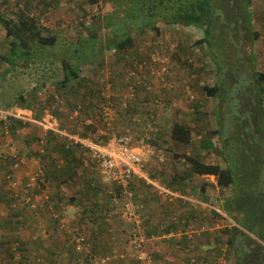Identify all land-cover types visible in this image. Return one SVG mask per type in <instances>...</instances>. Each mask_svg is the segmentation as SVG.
<instances>
[{
	"label": "rangeland",
	"instance_id": "374dc122",
	"mask_svg": "<svg viewBox=\"0 0 264 264\" xmlns=\"http://www.w3.org/2000/svg\"><path fill=\"white\" fill-rule=\"evenodd\" d=\"M59 1L60 3H58V5L55 4L51 10H47L44 3H42L47 2V0H0V13H6L14 18H17V8L19 4H22V6H25L26 3L32 5L41 4V8H44V11L43 13H39L41 11L38 10L37 13L43 16H45L46 13L48 14L50 22L45 20V25L49 27L48 30H51V34H56L59 37L57 45L50 47V49H45L43 56H41L40 53L34 55L36 60L35 64L26 65L23 61L19 60L15 69H11L6 75H2V72H6L5 70L9 66V63L6 61L9 54V43L6 38V31L0 28V110L3 111V113H0V118L9 121V117H13L27 122L24 123L25 126L22 125L20 128L16 129L14 135L7 134L5 132L7 128L4 130L3 125H1L2 123L0 124V185L7 184L6 176L12 173L14 177L18 178L20 183L24 182V185L27 183L28 177L30 179L36 172H40L41 174L44 173V162H47V160L43 157V166L40 167L42 164L37 159V150L42 149L39 146L41 143L38 142L41 129L36 125H41V120H38L37 117V114L41 115V111L44 110L45 116L43 117L46 119H48V117H46L48 112H58L57 114L60 115V117L58 116L59 118L51 112V116L53 115L57 118L58 124L56 125H58V130H60L61 126L66 127V131H70V129L74 127V130H76L74 132L77 133H82L85 129L88 131V134L85 136H93L92 138L94 139L97 138L94 136L99 134L95 133L94 127L86 128L82 123L83 120L79 118L80 116L77 119L71 118V114L76 107L79 105L81 109L86 107L87 102L84 101L81 90L74 95L66 92L67 89L63 87H60V89H43L42 83H44L45 80L50 79L52 80V84L56 85L57 82L55 80L62 78L63 58H70L68 60L73 64H79V58L82 56V64L87 76L86 78H91L93 83L100 78H105L110 83L114 80L115 85H113L111 92L112 101L116 105L117 110H119L118 114H121L122 118V114L125 113L123 100L127 89V78H131L130 80L135 81L136 84L140 81L141 84L138 83V85L141 87L145 85L144 82L147 81L149 84L151 81V74L148 70L144 72L137 71L131 76L129 75L130 71L135 69V64L140 61H149L148 59L156 46L161 47L163 50H166V53L171 57L169 82L172 87L162 88L161 85L155 87L152 91H148L152 101L146 106L145 112L143 107L140 108L139 111L125 113L127 115V117H125L127 121H129L127 118H130V121L137 120L133 127H131V125L128 126L133 134L136 135L137 144H139V141L143 137L148 140L149 137L153 135L152 133L156 135L158 142L164 139L163 135L168 136L169 132L172 131L176 118L180 116V111L175 112L176 108L180 109V105L184 116L195 119L203 118V114L200 116L196 115L197 111H194L196 108L195 103L199 101L202 105V109L204 103L207 105L206 108H208V116L206 117L207 131L215 129L218 126L219 118L217 115H214L212 109L219 101L217 99H206L203 86H213L215 82L223 78H218V76L214 74L210 75L204 72L202 78L197 80L195 77L188 74L185 68L188 69L189 67L184 66L182 63L184 60L192 61L195 66L196 64L201 66L202 63H204V61L201 60L202 52H200V49H192L194 41L200 38L201 30L192 25L184 26L180 23H169L166 21L165 15L169 18L170 14L173 12V8L164 9L155 5V3H158V0H153V2L152 0H128L123 2L108 0V2H112L115 6V12L106 15L103 12L105 6L104 0H98L96 3H94L93 0ZM145 1L149 3L145 4ZM253 2L252 10L258 8V10L264 14V0H253ZM74 3H79V6H75ZM177 9L176 7L174 11ZM259 17L257 18L260 19ZM156 26L160 28L159 33L155 30ZM263 27L261 21L256 27H253V29L254 31H259L261 36H263ZM90 30H93L96 34V38H92L91 42H87L90 40L89 38L92 37V32ZM236 35L237 38L241 40L240 46L243 49L245 47H251L250 41L252 40L248 32L243 34L236 33ZM127 36L132 38L133 44L128 46L127 49H122V51L117 50L115 52L114 48L118 44V39H123ZM252 46L254 47V44ZM260 56L262 59L261 68H264V54ZM238 70L239 69H237V71ZM233 80L236 81L237 78H230L228 81L233 82ZM228 81L227 83L229 84ZM36 84L38 87H36L35 90L33 86ZM82 84L84 88L92 87L83 82ZM94 86L102 90V87L100 89L99 82L97 86ZM142 89L143 88L140 89L136 99L138 100V105L140 104L139 106L142 104L139 101V98L143 96L141 92ZM35 92L38 95L35 108L22 109L20 104L23 102V98L27 99L29 102L32 98L30 95ZM231 92L229 91L228 93ZM61 94H64L63 96L65 98L60 97ZM55 96L58 97L56 98ZM53 97H55V102ZM93 97L101 99L99 95H94ZM223 98L224 101L227 102L225 108L233 103L234 108L236 107L235 101L233 102L230 98ZM44 103H46V105ZM42 104L45 106L43 109L41 107ZM161 109L171 112V114H165L170 118L168 126L159 125L156 121L159 119H152L154 116L151 117L150 113L154 111L157 116V111L159 114ZM206 115L207 114H205V116ZM55 121L56 120H53L51 123L55 125ZM100 121L101 123L103 122L101 118ZM155 121L157 123H155ZM8 123L9 122H6L5 126L8 125ZM130 123L133 124L132 122ZM202 126L203 123L199 122L197 129L201 130ZM42 127L44 128V126ZM107 129V133H125L121 128H116L115 130L113 128ZM202 134L203 138H206V134L208 133L203 131ZM98 137L101 139V136ZM225 137L232 145L230 136ZM194 138L198 140L199 136L194 134ZM52 139L54 141L49 145L48 149L46 148L45 155L53 159H59L57 153H59V151L62 152L66 145V141H63L64 138L57 136H52ZM215 141L219 144V139H217V137ZM144 150L147 152V148ZM176 152L193 154L191 147L187 146L177 147ZM14 155H20V159L17 161L19 162L18 165H16L17 162L13 165L11 163V158ZM140 156H143V154H140ZM85 157L86 165H90L91 161L89 154H86ZM165 157H167V155H165ZM203 157L208 162H220L224 165V161L215 151L209 153L205 150L203 151ZM22 161L25 163H22ZM232 161H234V159ZM179 162L182 164L180 167H186L182 157L179 158ZM36 165L37 167H35ZM53 169L52 171L59 172L61 167L56 164L53 166ZM84 170L83 168L82 171L77 172L75 177L84 178L87 175L90 176L87 174V169ZM18 171H22L23 175H19ZM108 180L105 182H109ZM209 180L213 182L215 179L209 177ZM84 181L85 180H83V182ZM77 182L80 183L79 180H77ZM110 184L117 194L121 187L112 181ZM3 185L0 186V264H87L90 262L89 254L101 256L105 253H109L113 258L112 264H237L233 260V257L228 256L227 244L225 240L222 239V235L218 230L231 222L232 219H230L229 215L219 206V204L222 203V199L224 201L225 197L232 195L230 193L232 190L231 188L221 190L218 184L209 183L208 189H210L209 192L212 194V199L206 200L203 198V216L195 217L193 221L189 223L190 225L188 224L186 227L185 225H180L171 231L173 234L180 236L179 242H173V240L178 239L173 236L169 239L156 237L146 245L147 257L140 260L138 259L139 252L137 248L131 245L130 241L133 239L135 233L141 231L143 234H146L148 231L140 224L141 214L143 213L142 210L140 211L139 222L135 220H126L120 216L119 213L122 210V206L117 207L114 206L113 203H108L109 205L107 208L103 210L99 209V211L96 210V217L93 221L94 226L89 223L83 226L79 221L75 222L77 216H81L80 211H78L76 215L75 211L69 206H67V208L63 205L57 207L51 203H47L49 199H46L43 193V195L39 193L36 196L33 190H31L32 200L35 202L37 208H28L22 201H18L26 196H31V194H27L29 191L25 189L24 185H21L19 189V198L17 199H12L7 196L5 192L7 189L3 190ZM203 185H205L204 181ZM41 191L45 190L42 189ZM217 203L219 204L217 205ZM214 208H218L221 212ZM15 214L17 216H15ZM183 218L181 217V219ZM200 218H202L201 223L197 220ZM15 219L21 220L22 223L19 225L15 224ZM11 220L14 221L15 226L17 225L19 227L17 228L16 226V228H13L10 222ZM51 220L56 221L57 224H55V226H50ZM174 220L175 218H173L172 215L169 217L167 214L162 216L161 222L163 228L160 234L157 233L156 235L161 236L165 234V225H171L169 222H173ZM74 223H76L78 229H74ZM78 230H81L79 235L77 234ZM36 233L39 234V236L36 235ZM103 234L105 236H103ZM184 235H186L187 238ZM81 237H84L86 240L84 245H78V239ZM97 238H99L100 242L95 240ZM43 240L48 246H50V243L52 244L49 250H46L44 247L45 244ZM94 240L96 241V245L93 243L95 242ZM163 240H168L165 245L161 244ZM54 242L57 244L60 250L59 252L54 248ZM112 242L116 245L109 244ZM201 246H203V251H201ZM158 247L159 250L165 251H158ZM164 247H166V249H164ZM10 251L15 252L14 257H9ZM63 251L67 252V254ZM52 256L54 258H50Z\"/></svg>",
	"mask_w": 264,
	"mask_h": 264
},
{
	"label": "trees",
	"instance_id": "16d2710c",
	"mask_svg": "<svg viewBox=\"0 0 264 264\" xmlns=\"http://www.w3.org/2000/svg\"><path fill=\"white\" fill-rule=\"evenodd\" d=\"M97 1L98 0H93L94 3ZM114 1L123 2L128 0ZM166 1L158 0V3H155V5L164 9L173 8V12L170 14L169 18L165 15L166 21L169 23H180L184 26L192 25L201 30L200 38L194 41L192 49H200V52H202L201 60H203L204 63H202L201 66L198 64L195 66L192 61H181L184 66L189 67L188 69L185 68V70L197 80L202 78L204 72L210 75L214 74L215 76H218V78H223L218 82H215L213 86H203L206 99H217L219 101L212 109L214 115H217L219 118L218 126L215 129L210 130V134H206L208 135V138H203L202 141H200L199 148H196L195 140L193 139L194 128L189 127L186 124L175 123L170 132L172 139L179 145L185 144L188 145V147H191L193 154L174 152V156L177 158H183L185 161L184 165H186L185 168L188 169L190 174L216 175L218 185L222 189H232L230 192L232 195L225 197L223 201V210L229 215L230 219L232 218L231 220H233L234 224L229 222L224 227L218 229L222 235V239L225 240V243L227 244L228 256L233 257V260L237 264H264V71L258 69L261 60L259 59V55L254 53L252 46L256 40L261 37V33L259 31H254L252 26V5L254 2L253 0ZM42 3H44L47 10H51L55 4L58 5L59 0H47V2ZM146 3L148 4L149 2L145 1V4ZM104 4L103 12L105 15L115 12V6L112 2L110 3L108 0H104ZM41 7V4L32 5L26 3L25 6L19 4V7L17 8V18L10 17L6 13H0V28H3L6 31V38L9 43V54L6 58L9 66L6 68V72H2V75H6L11 69H15L19 60L23 61L26 65L35 64L36 60L34 55L40 53L41 56H43L45 49H50V47L57 45L59 37L56 34H51V30H48L49 27L43 23V19L50 22V17L47 13L45 16L39 14L44 11V8ZM176 7L178 9L174 11ZM38 10L41 12L37 13ZM155 30L157 33L160 32V29L157 26L155 27ZM90 31L92 32V37H90V40L87 42H91L92 38H96V34L93 30ZM246 32L249 33V37L252 40L250 41L251 47H245L243 49L240 46L241 40L237 38L236 33L243 34ZM132 44V38L127 36L123 39L119 38L118 44L116 45L117 48H115L122 51V49H127L128 46H131ZM82 58V56L79 58V64H73L68 60L70 58H63L62 78L55 80L57 82L56 85L52 84V80L50 79L45 80L44 83H42V86L43 89L46 90H50V88L60 89V87H63L64 89H67L66 92L74 95L79 92L77 90L84 87L82 82L88 86H92L85 87V90L83 91L84 101L87 102L86 107L81 109V106L79 105L75 110L80 109L79 118L83 120L82 123L86 128L94 127L95 133H99L103 127H101L102 123L100 118L101 104L104 97L101 94V90L94 86L98 85L99 81L95 80L93 83L91 78H86L87 76L83 68ZM235 68L239 70L237 71ZM230 78H237V80L230 82L228 81ZM112 82H114V80H112ZM144 84L146 86L143 85L141 87L138 83L135 86V99L129 101L128 107L125 108V113L139 111L140 108L143 107L145 112V109L147 108L146 106L149 105V102L152 100L150 93L147 90L148 82L146 81ZM129 85L130 82L126 80V86L128 87ZM36 87H38L37 84L33 86L35 90ZM141 88H143L141 91L143 96L139 98V101L143 105L141 104V106H139L140 104L138 105V100L136 99ZM229 91L232 92L228 93ZM63 95L64 94H61L60 97L65 98ZM94 95H99L101 99L94 98ZM30 96L32 98L29 102L27 99L23 98V102L20 104L22 109L35 108L38 95L35 92ZM55 97H53L54 102L56 101ZM223 97L230 98L233 102L235 101L236 107L234 108V103L231 101L233 104H230L225 108L227 102L224 101ZM44 104L46 105V103ZM44 104L41 106L42 109L45 107ZM195 107L194 111H197V116H200L201 114H203V116L207 114L205 117L208 116L207 105L203 103L202 109V105L198 101L195 103ZM43 111H41V115L37 114L38 120H43V116H45ZM51 112L55 114L57 118L60 117V115L57 114L58 112ZM87 119H89L91 123L86 124L85 120ZM6 122L9 123L5 126ZM24 123L27 122L13 117H9V121L0 119V124L3 125L4 130L7 128L5 132L9 135H14L15 130L24 125ZM38 126L41 128V135L38 137V142L41 143L39 146L42 149L37 150V159L42 162L43 157H45L47 162H44L45 171L42 173L41 178L38 181L39 185L29 188L24 185V182L20 183V187L21 185H24L25 189L29 191L27 194H31V190L39 192L46 188L44 180L49 179L51 176L50 171L48 172V164L52 166L57 164V166L61 167V170L66 172L69 170L70 166H72V163L71 161L66 162L63 158L64 156L70 157L80 155V159L83 157L81 163L84 164L86 156L84 153H87L88 151L87 148L80 143L69 141L68 136L56 132L53 129L45 131L41 125H37V127ZM60 129L66 130V127L61 126ZM74 131L76 130H74L73 127L67 132L70 135L87 137L85 135L88 134V131L85 129L82 131L83 134ZM152 134L155 135L154 133ZM52 136L64 138L63 141H66V145L62 152H59L67 165H63L62 161L58 158L53 159L52 157L45 155L46 148L48 149L49 145L54 141ZM152 136L147 142L153 146L158 145V138ZM225 136H230L232 145ZM214 137L219 139V144L214 140ZM108 138L109 134L105 135L100 141L104 143ZM154 149L156 150V147H154ZM201 149H203V151L206 150L209 153L215 151L224 161V165L220 162L214 163L206 161L203 154L200 152ZM19 156L14 155L11 158L12 165L20 159ZM233 159L234 161H232ZM76 171L77 170L71 172V177L77 175ZM9 175L13 176V173ZM9 175L6 177L8 178ZM89 180H87V182L84 181L85 186L87 191H92L94 188V181L92 182ZM5 187L7 189V196L12 199L19 198V196L15 197L12 194V190L11 188H8V184H6ZM130 189L135 193L132 183ZM121 190L122 189L119 188L117 192L118 195H121ZM206 191L205 184L203 185V194L206 193ZM114 195L111 194L112 197L110 202H112ZM211 196L212 195H205L203 198L210 200L212 199ZM27 197L32 198V194L31 196H26L18 201H22L25 205ZM135 198L136 194L134 196V201L136 202ZM97 210L99 211V209ZM82 211L83 210H81V212ZM84 211L85 216L81 215L82 219L79 220V223H82L83 226L88 225V223L94 226L93 221L96 217L95 208L93 209L90 206H86L84 207ZM15 216L17 215L15 214ZM194 218L195 214H192V217H186L185 215L183 219L180 218L177 222L175 220L173 222L170 221L169 223L173 226L170 224L165 225L164 232L169 234L175 227H179L180 225H185L186 227V225L191 223ZM10 222L13 225V228H16L17 225L22 223L19 219H15L16 226L14 225L13 220ZM18 227L19 226H17V228ZM80 231L81 230H78V235ZM146 234L149 237L155 236L149 232V230ZM103 236L105 235L103 234ZM95 240L100 242L99 238ZM96 241L93 242L95 245ZM14 254L15 252L10 251L9 257H14ZM109 255V253L102 254V256Z\"/></svg>",
	"mask_w": 264,
	"mask_h": 264
},
{
	"label": "crops",
	"instance_id": "0c3cea01",
	"mask_svg": "<svg viewBox=\"0 0 264 264\" xmlns=\"http://www.w3.org/2000/svg\"><path fill=\"white\" fill-rule=\"evenodd\" d=\"M64 1L65 0H62V2ZM74 5L79 6V3H74ZM257 17H259L260 19H258ZM261 21L264 26V14H262L260 10H258V8H254L252 10V26L256 27ZM262 29H263V36H261V38L256 40V42L254 43L253 51L254 53H257L259 55V59L261 60V62L258 65V69L264 71V68H261L262 59L260 56L261 54H264V27ZM114 85H115V82H114ZM80 90L83 93L85 88L83 87ZM177 111L178 112L180 111L179 117L181 118L177 117L175 123L186 124L187 126L194 128L193 139L195 140L194 134L199 136L198 140H195V147L199 148L200 141L203 138V134H202L203 131H206L207 133L210 134V132L207 131V128H206L207 127L206 117L203 116V118L201 117V118H195V119L188 118L184 116V114H182L181 105H180V109H177V108L175 109V112ZM166 113L171 114V112H168L166 110L164 111L161 109V112L159 114L157 111V116H156V114L153 111L151 113V117L154 116L152 117V119H155V118L159 119V120H156L159 123V125L168 126V121L170 120V118L169 116H166L167 115ZM125 117H127L125 113L122 114V118H121V114L119 115L115 125L113 126L114 130L116 128L118 129L121 128L123 132L124 131L127 132V130L131 131L130 127L128 128V126L131 125V127H133L135 122H137V120L130 121V118H127L129 120L127 121ZM156 121L155 123H157ZM130 122H132L133 124H131ZM199 122L203 123L201 130L197 129V125ZM38 127L40 128V126ZM154 137H156V135H154ZM163 137L164 139L160 140L158 145L156 146L151 145L152 147H156L155 154L152 156L147 154L148 152L143 150V148L138 149L140 151V154H143V156L141 157L146 161L145 172L141 176L140 175L135 176L132 182V185L134 186V191L136 194V203L141 206V210L143 211V213L141 214L140 224L144 226L145 229L147 228L146 230H149V232L154 234L157 238L169 239V238H172V236L177 237L178 239L173 240V242L176 243L177 241L179 242L180 236L173 234V232H170L169 234L165 233L161 236L156 235L157 233L160 234L161 229L163 228V225L161 222L162 216L167 214V216L169 217L170 215H172L173 218H175L176 222L181 217H185V215L186 217L187 216L192 217V214H195V217L203 216V195H212L209 192L210 189H208V184L215 183L217 185L218 181H217L216 175H200V174H194V173L190 174L188 172V169L180 167V165L182 164L179 162V158L174 156V152H176L177 147L178 148L182 146L188 147V145L184 144L180 146L178 143H175V141L171 137L170 132L168 136L163 135ZM206 137L208 138V135H206ZM135 138H136V135H135ZM214 140H215V137H214ZM200 152L201 154H203V149H201ZM86 154L88 153H84V155ZM57 155L59 159L62 161L63 165H67L66 162L71 161L72 166H70L69 170L66 172L64 170H60L59 172L58 171L54 172L52 171L54 170L53 166L48 164V172L50 171L51 176L49 179L44 180L45 181L44 184L46 185V188L44 189L45 191L34 192L36 196L39 193L40 195L44 194V197L46 199H49L47 200V203H51L52 205H55L57 207H59V205H63V206H66L67 208V206H69L71 209L75 211L76 215L78 211L81 212V210H83L81 212V215L83 216H85L84 207L86 206H90L93 209L95 208V210L97 209L103 210L107 208L109 204H111L110 202L111 197H112L111 194L115 193L111 187V184H110L111 181L108 180L109 179L108 177H105L103 175L101 176L98 173V170L95 164L91 163L90 165L87 166L85 161H84L85 163L82 164L81 162H82L83 157H81L80 159V155H77V156L74 155L70 157L64 156L63 158L66 160V162H63L64 160L60 156L61 153L59 152L57 153ZM165 155H167V157H165ZM85 160H86V157H85ZM42 166L43 164L40 167ZM35 167H37V165ZM83 168L85 170L87 169L88 171L87 174H89L90 176L87 175L84 178L71 177L72 175L71 172H75V170H77L76 172H80L82 171ZM18 172H19L18 173L19 175H23L22 171H18ZM209 177H213L215 180L211 182L209 180ZM203 179H206V180H203ZM77 180H79L80 183H78ZM83 180H85L86 182L87 180L92 181V182L94 181V184H93L94 188L92 189V191L90 190L87 191V188ZM106 180H108L109 182H105ZM203 181L206 184V189H207L206 193L204 194H203ZM2 185L3 184H1L0 186ZM5 186H6V183L2 187L3 190L6 189ZM219 188L221 190H225V189H222L220 186ZM167 190L170 194L164 193ZM6 191L7 190H5V192ZM218 204L219 203H217V205ZM219 206H221V208L223 209V199H222V203H220ZM214 209L219 211L218 208H214ZM80 219L82 218L81 216L78 215L75 222L79 221ZM201 219L202 218L197 219V220L201 223ZM231 222L234 224L233 220H231ZM50 223H51L50 226H55V224H57V222L54 220H51ZM74 224H75L74 229H78L76 227L77 226L76 223ZM36 235L39 236V234L37 233ZM184 236L187 238L186 235ZM39 238L42 239L41 237ZM167 241L168 240H163L161 244L165 245ZM43 242L45 244L44 247L46 248V250H49L52 244L50 243V246H48V244H46L44 240ZM53 244L55 245L54 248L59 252L60 250L58 249L57 244H55V242ZM109 244L116 245L114 244V242L109 243ZM157 249L160 252L165 251V250H159V247ZM164 249H166V247H164ZM178 251H181V250H178ZM201 251H203V246H201ZM64 253L67 254V252H64ZM50 258H54V257L52 256Z\"/></svg>",
	"mask_w": 264,
	"mask_h": 264
},
{
	"label": "built area",
	"instance_id": "2783aa9c",
	"mask_svg": "<svg viewBox=\"0 0 264 264\" xmlns=\"http://www.w3.org/2000/svg\"><path fill=\"white\" fill-rule=\"evenodd\" d=\"M42 21L45 24V19ZM114 51L116 52L117 49L114 48ZM148 60L149 61L144 60L135 64V69L131 70L129 75H134L137 71L144 72L145 70H148L151 74V81L147 86L148 91H152L155 87H159L161 85L162 88L172 87L168 80L170 75L171 57L166 53V50L156 46ZM130 79L131 78H127V81L130 82V85L126 89L123 100V106L125 108L128 107L129 101L131 99H135L136 96L135 86L137 84ZM98 81L100 84V89L102 87L101 94L104 99L101 104V119L103 121V127L99 131V134L94 136L97 137L96 139L92 138L93 136L80 137V135H70L66 130H58V125H56L58 124L57 118H55L53 115L51 116V113L49 112L46 114L48 119L44 117L43 120L40 121V124L44 126L45 131L53 129L56 132H60L61 134L68 136L69 141L80 143L85 148H87L90 161L96 165L98 172L101 175L108 177L112 182L119 185L122 189L120 196L114 193L115 195L111 202L114 206H122V210L119 212L120 216L126 220H135L136 222H139L141 206L134 201L135 193L130 189V185L135 176H141L145 172L146 161L140 156V151L138 149L143 148L144 150L147 148V152L151 156L155 154V150L144 137L139 141V144H137L135 136L130 130H127V132L122 134L114 132L107 133V128H113L115 125L119 117V110H117L116 105L112 101L111 92L114 82L110 83L105 78H100ZM138 83L140 84L141 82L138 81ZM0 113H3V111L0 110ZM79 116V109L74 110L71 114L72 119H77ZM53 120H56L55 125L54 123H51ZM85 123L89 124L91 121L87 119L85 120ZM108 134L109 138L106 140V142H101L100 140ZM98 136H101V139H99ZM18 163L19 162H17L16 165H18ZM22 163L25 162L22 161ZM41 175L42 174L40 172H36L30 177V179L28 177V181L25 186L33 188L39 185L38 181L41 178ZM6 182L9 186L8 188H11L12 190V194L15 197H18L20 189V181L18 178L9 175ZM164 193L170 194L168 190ZM25 205L29 208H37L31 197L26 198ZM155 238V236L149 237L147 234H143L141 231L134 234L130 244L137 248L139 252L138 259L143 260L147 257L146 245ZM79 239L78 245H84L85 238L81 237ZM89 260L90 262L87 264H112L113 258L111 255L95 256L94 254H91L89 255Z\"/></svg>",
	"mask_w": 264,
	"mask_h": 264
}]
</instances>
